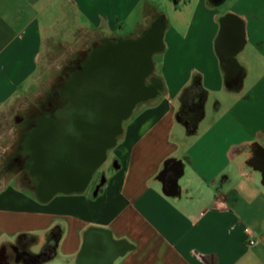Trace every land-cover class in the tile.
I'll return each mask as SVG.
<instances>
[{"label":"crops","instance_id":"crops-1","mask_svg":"<svg viewBox=\"0 0 264 264\" xmlns=\"http://www.w3.org/2000/svg\"><path fill=\"white\" fill-rule=\"evenodd\" d=\"M152 29L151 92L85 181L0 183V264H264V0H0V109L49 42ZM195 81L192 119L182 94ZM90 227L107 232L88 231L81 253Z\"/></svg>","mask_w":264,"mask_h":264},{"label":"water","instance_id":"water-1","mask_svg":"<svg viewBox=\"0 0 264 264\" xmlns=\"http://www.w3.org/2000/svg\"><path fill=\"white\" fill-rule=\"evenodd\" d=\"M158 38L159 30L152 29L140 40L108 46L95 53L83 70L72 75L66 87L70 106H82L87 101L95 109L88 117L83 111H69V117L60 126L52 119L43 120L37 127L34 138L40 143L41 158L36 167L45 173L49 185L82 184L102 159L120 119L137 100L151 92L142 80L151 68L150 55L158 47ZM83 81L95 84L84 86L82 94L77 96ZM115 81L119 83L117 87L113 86ZM103 107L107 109L106 126L102 125L105 115L100 109ZM88 138H92V143ZM64 158L68 160L66 164H62Z\"/></svg>","mask_w":264,"mask_h":264},{"label":"rangeland","instance_id":"rangeland-1","mask_svg":"<svg viewBox=\"0 0 264 264\" xmlns=\"http://www.w3.org/2000/svg\"><path fill=\"white\" fill-rule=\"evenodd\" d=\"M78 37L79 43L74 47L70 44L73 48L67 44L70 39L63 43L60 40L49 42L40 57L38 70L30 80V88L0 109V183L11 180L21 187L36 184L40 177L37 173L41 172L36 167L41 158L40 143L34 138L37 127L43 120H58L57 110L67 103L66 87L72 75L83 70L95 53L118 44L117 39L110 37L101 42L100 34L79 32ZM159 59L160 55L152 56L156 71ZM150 75L151 70L144 79L147 88ZM34 122V131L25 140L21 137L22 130ZM106 166L107 163L97 173L106 172Z\"/></svg>","mask_w":264,"mask_h":264},{"label":"trees","instance_id":"trees-1","mask_svg":"<svg viewBox=\"0 0 264 264\" xmlns=\"http://www.w3.org/2000/svg\"><path fill=\"white\" fill-rule=\"evenodd\" d=\"M195 96H199L200 98L203 96V91H202L201 85L198 81H195L190 87L185 89V91L182 94L183 110H185L186 112L188 111L189 115H191L192 119H196L197 117H199L198 116L199 115V109H198L199 107L197 108V105L193 104V99ZM92 229L107 232V230L97 228V227L88 228L84 233L81 253L83 252L84 247L86 246L87 233H88V231H90ZM54 245H55V239H50L38 255L32 256L33 261L35 263H40V262L48 259L53 253ZM26 263L31 264L32 262L27 261Z\"/></svg>","mask_w":264,"mask_h":264},{"label":"flooded vegetation","instance_id":"flooded-vegetation-1","mask_svg":"<svg viewBox=\"0 0 264 264\" xmlns=\"http://www.w3.org/2000/svg\"><path fill=\"white\" fill-rule=\"evenodd\" d=\"M84 53H86V50H84ZM149 72H147L144 76H143V80H142V84H143V86H145V84H144V79H145V77H146V75L148 74ZM100 79V78H99ZM101 79H103V78H101ZM103 81H105V78L103 79ZM88 84H90V85H93V84H95L94 83V81L92 82H89V83H85L84 81L83 82H81V87L77 90V96H79L80 94H82V89L81 88H83L84 86H87ZM119 85V83L118 82H114L113 83V86L114 87H117ZM94 86V85H93ZM146 87V86H145ZM65 98H66V100H67V103L65 104V105H62L58 110H57V112H58V114H57V117H58V120H57V124L60 126V125H62L63 123H64V121L65 120H67V118L69 117V115L67 114V112H69V111H83V113H84V116H86V117H88L89 116V114L88 113H90V112H92V110H94L95 109V106H94V104L93 103H88L87 101H85V104L84 105H76V106H74V107H71L70 106V100H69V97H68V95L66 94V96H65ZM62 99H63V97H62ZM93 104V105H92ZM101 110V112L102 113H104V115H105V118H104V120H103V122H102V125H104V126H106L107 125V123H108V120H107V109H106V107H103V109H100ZM35 127H36V122H34V123H30V125H28V126H26L23 130H22V138H25V140H27L29 137H30V135H31V133L34 131V129H35ZM91 127V126H90ZM88 142L89 143H92V138H88ZM259 161H261V160H259ZM45 185H46V187H48V186H50V185H48L47 184V182H45L44 183Z\"/></svg>","mask_w":264,"mask_h":264},{"label":"built area","instance_id":"built-area-1","mask_svg":"<svg viewBox=\"0 0 264 264\" xmlns=\"http://www.w3.org/2000/svg\"><path fill=\"white\" fill-rule=\"evenodd\" d=\"M245 233L249 236V241H248V243L249 244H254V240H253V238H252V231L249 229V228H245Z\"/></svg>","mask_w":264,"mask_h":264}]
</instances>
